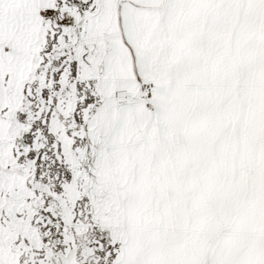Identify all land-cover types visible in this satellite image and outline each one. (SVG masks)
Instances as JSON below:
<instances>
[{
	"label": "snow or ice",
	"instance_id": "obj_1",
	"mask_svg": "<svg viewBox=\"0 0 264 264\" xmlns=\"http://www.w3.org/2000/svg\"><path fill=\"white\" fill-rule=\"evenodd\" d=\"M0 264H264V0H0Z\"/></svg>",
	"mask_w": 264,
	"mask_h": 264
}]
</instances>
